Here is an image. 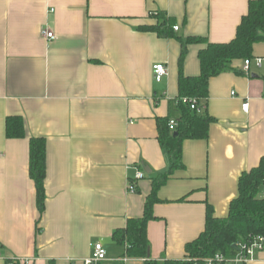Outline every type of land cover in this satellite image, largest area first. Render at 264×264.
<instances>
[{"label": "crops", "instance_id": "crops-1", "mask_svg": "<svg viewBox=\"0 0 264 264\" xmlns=\"http://www.w3.org/2000/svg\"><path fill=\"white\" fill-rule=\"evenodd\" d=\"M250 1L0 0V264H84L96 243L108 253L101 264H145L125 258L113 235L143 218L153 179L170 170L158 120L181 116V40L230 43ZM157 11L176 21L174 37L139 30ZM200 49L185 50L188 77L201 73ZM245 62L210 81L201 111L215 123L207 140L185 141V168L159 190L148 226L152 260H183L205 231L207 206L226 218L242 174L264 157V43L249 73ZM157 64L168 70L161 83ZM9 117H22L25 138H7ZM32 138L47 145L42 214ZM137 170L146 178L130 193ZM246 264H264V250Z\"/></svg>", "mask_w": 264, "mask_h": 264}, {"label": "trees", "instance_id": "trees-1", "mask_svg": "<svg viewBox=\"0 0 264 264\" xmlns=\"http://www.w3.org/2000/svg\"><path fill=\"white\" fill-rule=\"evenodd\" d=\"M149 18L154 23L140 26L141 32L155 33L160 38L175 36L174 19L158 11L151 12ZM181 43L184 48L179 62L181 116L175 121L174 130L171 129L169 119L158 120L159 142L169 157L170 170L153 179V191L147 200L143 218L129 220L126 228L114 233L113 240L117 245L126 247L125 258L143 259L145 264H207L208 260L215 259L217 255L224 258L222 264H227L243 251L244 245L250 244L258 237H264V157L257 168L242 174L238 198L231 203L226 218H217L214 209L210 205L207 206L205 231L197 240L186 246L183 260L158 262L148 258L150 251L148 226L156 219L154 206L159 202V190L167 184L174 172L185 168L183 162L185 141L207 140L211 125L215 123V119L206 112L193 111L189 101H196L202 110L209 99L211 79L232 71L235 60L253 59L255 45L264 43V0L250 1L249 12L242 19L236 37L230 43L213 44L200 37H190L185 41L181 40ZM191 45L201 47L199 50L201 73L197 77H188L184 72L185 50ZM6 131L8 139L25 138L26 130L22 117H9ZM46 153L45 139L30 140V176L37 189L41 214L45 210L46 201ZM7 264L21 262L10 260Z\"/></svg>", "mask_w": 264, "mask_h": 264}, {"label": "built area", "instance_id": "built-area-1", "mask_svg": "<svg viewBox=\"0 0 264 264\" xmlns=\"http://www.w3.org/2000/svg\"><path fill=\"white\" fill-rule=\"evenodd\" d=\"M180 28L178 26L174 27V31L178 32ZM43 36L46 37L49 41H53L55 39V36L53 33L44 30L43 31ZM249 65L250 61L245 62V72L249 73ZM168 76V70L165 65L163 64H157L153 66V78L156 83H161L165 77ZM191 105V109L193 111H197L198 113H201V109H199L196 101H189ZM243 111L246 113L249 111V103H245L243 105ZM176 125L175 121H171L170 126L174 127ZM146 178L145 173L143 170H137L136 175L133 179H131L129 183V192L130 193H136L137 188H138V183L141 182ZM264 250V237H258L255 240H253L250 244L244 245L243 246V251L237 255V257L231 261L234 263H240V264H246L249 260H251L254 255L257 252L263 251ZM107 250L101 243H96L93 245V253L92 256L87 259L84 264H101L107 259ZM224 261V258L221 255H217L215 259L213 260H208L207 264H222ZM21 264H23L21 262Z\"/></svg>", "mask_w": 264, "mask_h": 264}, {"label": "water", "instance_id": "water-1", "mask_svg": "<svg viewBox=\"0 0 264 264\" xmlns=\"http://www.w3.org/2000/svg\"><path fill=\"white\" fill-rule=\"evenodd\" d=\"M177 134H175V136H176ZM148 173H151V171L150 170H146ZM150 256H151V254H150V251L148 252V258H150Z\"/></svg>", "mask_w": 264, "mask_h": 264}, {"label": "rangeland", "instance_id": "rangeland-1", "mask_svg": "<svg viewBox=\"0 0 264 264\" xmlns=\"http://www.w3.org/2000/svg\"><path fill=\"white\" fill-rule=\"evenodd\" d=\"M227 264H240V263L228 262Z\"/></svg>", "mask_w": 264, "mask_h": 264}]
</instances>
